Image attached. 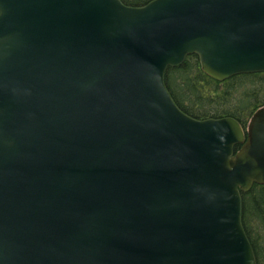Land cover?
<instances>
[{"label":"water","instance_id":"water-1","mask_svg":"<svg viewBox=\"0 0 264 264\" xmlns=\"http://www.w3.org/2000/svg\"><path fill=\"white\" fill-rule=\"evenodd\" d=\"M191 55L263 73L264 0H0V264H258L264 105L185 113L166 73Z\"/></svg>","mask_w":264,"mask_h":264},{"label":"trees","instance_id":"trees-1","mask_svg":"<svg viewBox=\"0 0 264 264\" xmlns=\"http://www.w3.org/2000/svg\"><path fill=\"white\" fill-rule=\"evenodd\" d=\"M122 1L139 7L152 0ZM166 83L178 106L196 119L231 116L246 127L252 115L264 105V72L236 75L220 82L202 70L197 55L168 68ZM242 196L244 228L258 264H264V185L256 184Z\"/></svg>","mask_w":264,"mask_h":264},{"label":"rangeland","instance_id":"rangeland-1","mask_svg":"<svg viewBox=\"0 0 264 264\" xmlns=\"http://www.w3.org/2000/svg\"><path fill=\"white\" fill-rule=\"evenodd\" d=\"M248 123H249V121H248ZM248 123H247V124H248Z\"/></svg>","mask_w":264,"mask_h":264}]
</instances>
